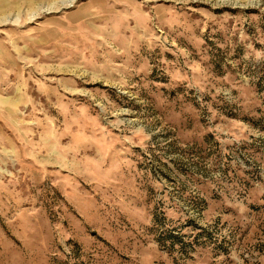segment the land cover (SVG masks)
<instances>
[{"label":"rangeland","instance_id":"rangeland-1","mask_svg":"<svg viewBox=\"0 0 264 264\" xmlns=\"http://www.w3.org/2000/svg\"><path fill=\"white\" fill-rule=\"evenodd\" d=\"M0 264H264V0H0Z\"/></svg>","mask_w":264,"mask_h":264}]
</instances>
